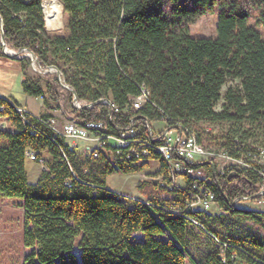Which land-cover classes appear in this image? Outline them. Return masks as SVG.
<instances>
[{"label":"trees","instance_id":"obj_1","mask_svg":"<svg viewBox=\"0 0 264 264\" xmlns=\"http://www.w3.org/2000/svg\"><path fill=\"white\" fill-rule=\"evenodd\" d=\"M59 2L68 15L64 35L48 33L42 0H0L7 46L31 49L40 67L56 65L79 101L109 98L118 111L106 103L74 107L72 92L54 72L43 75L45 90L27 75L28 56L19 59L25 94L41 97L48 108H62L69 118L102 122L107 133L137 122L148 137L145 121L167 115L194 128L199 142L233 157L247 158V150L264 147V0ZM214 12L217 36H192L194 20ZM142 85L149 101L139 109L128 107ZM0 107L11 127L0 128V194L18 198L24 210L27 264H264V205H238L264 201L259 191L264 163L252 162L253 168L231 177L219 175L214 160L193 164L205 170L220 210L174 215L164 204H183L191 179L185 177V188L161 185L157 177L166 165L159 155L142 162L123 155L114 159L116 149L108 145L94 157L55 137L43 121L51 114L23 123L7 99L0 98ZM203 125L220 126L218 134ZM28 147L47 167L36 182L28 180ZM153 159L159 169L137 184L146 202L108 188V175L140 172Z\"/></svg>","mask_w":264,"mask_h":264},{"label":"built area","instance_id":"obj_2","mask_svg":"<svg viewBox=\"0 0 264 264\" xmlns=\"http://www.w3.org/2000/svg\"><path fill=\"white\" fill-rule=\"evenodd\" d=\"M140 88V93L131 98L128 107L139 109L144 103L149 101L147 87L142 85ZM7 100L16 108L23 123H27L31 116L43 120L40 115H33L25 107L14 103L12 100ZM80 103L83 102L80 101ZM77 104V102H74V105ZM112 108L118 111V107L114 103L111 104ZM2 110L4 108L0 107V111ZM133 120L134 118L131 119V122ZM43 121L52 129L55 137L62 138L70 147L79 148V141H83L84 144L81 151L90 152L94 157H98L100 152L105 153L108 145L116 149V153H112L114 159L119 155H123L127 159L148 160L153 154L159 155L166 165L164 172L157 177L161 185L168 188L173 186L185 188V177L191 179L190 191L183 204L176 202L164 204L167 207L166 209L174 215L184 212L190 213L196 210L208 212L213 209L220 210L216 204L214 191L205 183L207 180L205 170L201 167H194L192 166L193 164L214 160L218 174L226 175L237 172L240 169L253 168L252 162L264 163V147L262 146L247 150V158L243 156L233 157L224 148L215 149L205 142H199L194 128L181 120H172L167 115H162L158 120L145 121L148 137L140 134L139 128L136 126L137 122H132L129 127L112 134L103 131L105 129L104 125L99 121L80 122L73 117L68 118L65 122L57 121L53 118L44 119ZM0 128L11 129L6 118L2 115H0ZM202 129L206 131L212 130L210 125H203ZM25 155L28 160L36 162L40 169H47L44 159L37 158V151L32 147L26 149ZM260 172L263 178L259 191L263 194L264 172L263 170ZM167 179H170L171 182H167ZM118 193L128 195L122 192ZM136 198L146 202L145 198ZM260 202L264 205L263 200H260ZM187 217L197 222L191 216L187 215Z\"/></svg>","mask_w":264,"mask_h":264},{"label":"rangeland","instance_id":"obj_3","mask_svg":"<svg viewBox=\"0 0 264 264\" xmlns=\"http://www.w3.org/2000/svg\"><path fill=\"white\" fill-rule=\"evenodd\" d=\"M217 13H207L197 17L190 26L192 36L195 37H215L217 36ZM67 20L68 15L64 12L62 4L60 6L59 20L53 25L45 24V27L50 35H64L67 33ZM250 23H253L250 21ZM36 67L40 69L37 64ZM43 69L38 72L31 64L27 69V75L31 78L38 79L41 85L45 87L46 80L43 78ZM236 83V81L228 82V84ZM226 87L222 89V93ZM47 97L48 92L46 91ZM62 102V100H61ZM34 107H38L40 100L34 99ZM223 100L217 105L216 109H221ZM67 116V115H66ZM61 121H65V117L59 116ZM69 117L67 116V119ZM67 121V120H66ZM158 125V124H154ZM213 133L218 134L220 126H211ZM84 142L79 141V149L83 147ZM214 147V146H213ZM142 162V160H140ZM32 161L26 159V166L29 167ZM38 169V166H35ZM159 169L158 160H149L148 167L140 172L124 174L121 172H114L107 177V186L111 190L122 192L134 197L144 198L142 189L138 187L139 180L150 178V174L155 173ZM29 179L33 180V175H29ZM18 198L7 197L0 194V264H27L24 261V256L29 252L30 248H26L22 242L23 231V208L19 205ZM238 205L246 208H263L260 201H241ZM218 211L213 209L212 213ZM73 252L76 255L77 260H80V249L75 247Z\"/></svg>","mask_w":264,"mask_h":264},{"label":"crops","instance_id":"obj_4","mask_svg":"<svg viewBox=\"0 0 264 264\" xmlns=\"http://www.w3.org/2000/svg\"><path fill=\"white\" fill-rule=\"evenodd\" d=\"M23 78L24 72L20 60L8 57L5 54H0V98L16 102L18 105L28 109L33 115L51 114L52 118L57 121H61L58 117L63 115L67 120L66 113L62 108H48L45 106L41 97H32L25 94L22 88ZM34 99L40 100L38 107H34ZM31 164L33 165L26 166L28 180L30 182H36L41 173V169L36 162L32 161ZM35 166H38V169H35ZM31 174L33 175L32 181L29 179V175Z\"/></svg>","mask_w":264,"mask_h":264},{"label":"water","instance_id":"obj_5","mask_svg":"<svg viewBox=\"0 0 264 264\" xmlns=\"http://www.w3.org/2000/svg\"><path fill=\"white\" fill-rule=\"evenodd\" d=\"M42 8H43V12H44L45 24H47L46 12L44 10V0H42ZM0 28H1L0 43H1V46H2L3 53L5 55H7L8 57L16 58V59H20V58H22L24 56H28V57L31 58V66L34 69H36L38 72H40L41 69H43L44 73H46V72H54V73H56L58 81L61 83V85L63 87H65V88L69 89L72 92V94H73V103H72V105L74 107H77V108H89V107H92V106H94L95 104H98V103H106V104L109 105L110 110H111L112 102H111V100L109 98H99V99H97L96 101H93V102L80 103V101L78 100L76 91L74 90L73 87H71L70 85H68L65 82L61 71L58 69V67L56 65H48L47 67H40V69H38L36 67V65L38 64V58H37V56L35 55V53L31 49H29V48H20L18 50H14V49H12V48L7 46L6 41H5V37H4V32L2 30L1 17H0ZM74 102L75 103L77 102L78 104L74 105ZM235 175H236V173L232 172V173L229 174V177L235 176Z\"/></svg>","mask_w":264,"mask_h":264},{"label":"bare ground","instance_id":"obj_6","mask_svg":"<svg viewBox=\"0 0 264 264\" xmlns=\"http://www.w3.org/2000/svg\"><path fill=\"white\" fill-rule=\"evenodd\" d=\"M60 2L58 0H44V10L48 25H53L59 20Z\"/></svg>","mask_w":264,"mask_h":264}]
</instances>
